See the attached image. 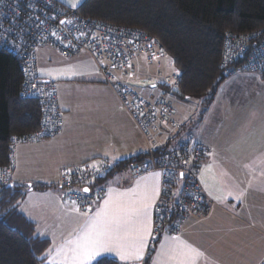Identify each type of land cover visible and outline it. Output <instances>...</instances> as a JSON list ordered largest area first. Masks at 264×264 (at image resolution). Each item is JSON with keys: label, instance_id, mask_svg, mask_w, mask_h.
Instances as JSON below:
<instances>
[{"label": "crops", "instance_id": "crops-1", "mask_svg": "<svg viewBox=\"0 0 264 264\" xmlns=\"http://www.w3.org/2000/svg\"><path fill=\"white\" fill-rule=\"evenodd\" d=\"M44 48H51L52 61L43 53ZM57 55L62 57L51 46L39 47L35 63L39 78L57 81L62 128L53 138L16 145L8 174L11 183L29 187L17 208L34 223L37 234L50 241L39 264H54L62 259L60 249L74 238L86 219L85 213L94 214L110 190L120 193L136 189L146 179L150 182L154 173H159L134 175L131 163L111 170L100 182L105 193L86 208L66 200L64 189L57 184L62 167L106 159L112 169L113 164L144 153L147 141L113 90L103 83L90 55L79 53L62 57L57 63H62L63 67L50 69ZM40 59L51 65L39 66ZM168 61L166 56L148 64L139 56L136 64L139 70L150 73L166 70ZM219 85L223 94L218 96L216 91V98L200 118L194 119L195 113L184 109L188 128L205 149L198 178L214 201L212 208L205 215H189L177 233H162L154 243L150 236L143 260L127 264H143L147 257V264H154L166 237H180L181 241L200 250L203 255L197 264H261L264 261V75L241 72L225 78ZM152 91V87L144 90ZM192 106L194 112L197 105ZM235 106L244 109V113L240 112L241 118L231 116L237 111L231 109ZM227 109H230L228 114ZM177 110L182 117L181 108ZM195 121L196 126L192 125ZM164 138L163 134L156 135L157 140L170 147L173 140L168 142ZM159 189L151 210L152 227L154 208L161 193L160 177ZM105 257L125 264L111 254L100 258Z\"/></svg>", "mask_w": 264, "mask_h": 264}, {"label": "built area", "instance_id": "built-area-1", "mask_svg": "<svg viewBox=\"0 0 264 264\" xmlns=\"http://www.w3.org/2000/svg\"><path fill=\"white\" fill-rule=\"evenodd\" d=\"M41 46L55 48L62 57L90 55L103 83L113 90L147 141L144 160L132 166L134 175L160 173L161 193L153 213V243L162 233H177L189 215H205L210 211L214 201L198 178L205 149L194 139L187 122L177 115V99L173 96L179 79L177 69L171 60L166 63V70L150 73L139 70L136 64L139 56L148 64L166 57L154 37L138 27L82 15L78 7L71 8L59 0H0V49L19 59L22 73L19 98L35 99L40 109L38 128L24 134L25 141L50 138L63 125L55 81L43 80L36 72L35 51ZM219 67L225 77L241 72L264 74V34L259 30L226 32ZM147 87L153 91L144 92ZM159 134L168 142L172 139V145L167 147L157 140ZM110 170L106 159L64 166L57 184L64 189L68 202L75 201L76 206L86 208L105 193L96 180ZM7 171L0 167V188L10 183ZM84 187L90 191L83 192Z\"/></svg>", "mask_w": 264, "mask_h": 264}, {"label": "trees", "instance_id": "trees-1", "mask_svg": "<svg viewBox=\"0 0 264 264\" xmlns=\"http://www.w3.org/2000/svg\"><path fill=\"white\" fill-rule=\"evenodd\" d=\"M78 11L88 17L141 28L154 37L179 73L173 96L182 102H199L194 119L201 117L217 87L227 78L219 67L224 34L256 30L264 34V0H85ZM21 81L19 59L0 49V167H5L8 174L16 145L50 139L61 130L46 139H22L38 128L40 109L35 99L19 98ZM144 158V153L127 158L113 164L111 170L140 163ZM9 184L0 188V264H39L50 241L38 235L34 223L17 208L29 187ZM148 260L145 258L143 264ZM93 264L119 263L105 257Z\"/></svg>", "mask_w": 264, "mask_h": 264}, {"label": "snow or ice", "instance_id": "snow-or-ice-1", "mask_svg": "<svg viewBox=\"0 0 264 264\" xmlns=\"http://www.w3.org/2000/svg\"><path fill=\"white\" fill-rule=\"evenodd\" d=\"M69 2L73 8L77 7L78 0ZM159 177L160 173H154L150 182L146 179L142 186L127 192L110 190L94 214L85 213L84 223L74 238L66 241V247L60 249L62 259L54 264H93L109 254L125 264L143 260L153 231L151 210L160 192ZM89 191L87 187L83 189L85 193ZM202 255L180 237H166L154 264H197Z\"/></svg>", "mask_w": 264, "mask_h": 264}, {"label": "rangeland", "instance_id": "rangeland-1", "mask_svg": "<svg viewBox=\"0 0 264 264\" xmlns=\"http://www.w3.org/2000/svg\"><path fill=\"white\" fill-rule=\"evenodd\" d=\"M64 4H66L67 6H69V7H71V8H73L72 6H71V3L69 2V0H61ZM84 0H78V3H77V6H79L82 2H83ZM43 53L44 54H47V57H50L49 59L52 61V59H51V56L53 55V52L51 51V48H44V50H43ZM60 59H63L62 57H59L58 55L57 56H54V58H53V66H51L50 67V69H52L54 66H58V67H61L62 66V63H57L58 62V60H60ZM50 61V62H51ZM57 63V64H56ZM39 66H50L51 65V63H48V61L46 60H44V59H40V61H39V64H38ZM63 67V66H62ZM52 80H55V83H56V86H57V81H56V79L55 78H53ZM218 88V90H216L217 91V95L218 96H220V95H222L223 93H222V87L219 85V87H217ZM56 92H57V96L59 95V90H58V87H56ZM215 96V95H214ZM214 98V97H213ZM216 98V97H215ZM214 98V99H215ZM213 100V99H212ZM179 102V103H178ZM178 102L175 104L176 105V107H179V108H181V112H183L184 113V115H182V117H181V115H179V113L177 114L178 115V119L179 120H181V121H185V118L187 119V117L185 116V108H186V110H188L189 112H191L190 114H193V113H195L196 112V108H195V111L193 112V106H192V104H194V106H196V105H198L199 104V102L196 100V99H190L189 100V102H182V101H180V100H178ZM120 103V102H119ZM211 103V102H210ZM209 103V104H210ZM244 105L245 106H247V104L246 103H244ZM231 109H237V107L235 106V107H231ZM230 112V109H227L226 110V114H228ZM240 112H243L244 113V109H242V108H238L237 109V111L236 112H232L231 113V116H233V117H237V118H241L242 117V113H240ZM232 120V119H231ZM188 122V121H187ZM221 121L219 120V123H220ZM196 124H197V121H195L192 125H195L196 126ZM225 125L226 126H229V124H228V122H225ZM229 128H231L230 126H229ZM236 135L238 134V132H236L235 133ZM227 137H225V139H226ZM91 160H94V159H91Z\"/></svg>", "mask_w": 264, "mask_h": 264}, {"label": "water", "instance_id": "water-1", "mask_svg": "<svg viewBox=\"0 0 264 264\" xmlns=\"http://www.w3.org/2000/svg\"><path fill=\"white\" fill-rule=\"evenodd\" d=\"M10 185V184H9ZM84 188H86V187H84ZM88 188V187H87Z\"/></svg>", "mask_w": 264, "mask_h": 264}]
</instances>
